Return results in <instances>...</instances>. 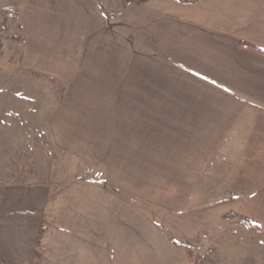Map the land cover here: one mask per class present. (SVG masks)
Returning a JSON list of instances; mask_svg holds the SVG:
<instances>
[{
  "label": "crops",
  "instance_id": "crops-1",
  "mask_svg": "<svg viewBox=\"0 0 264 264\" xmlns=\"http://www.w3.org/2000/svg\"><path fill=\"white\" fill-rule=\"evenodd\" d=\"M5 11L24 70L60 87L51 146L97 177L63 196L0 184V264H192L178 242L198 240L187 216L201 210L212 226L230 212L259 223L240 220L249 233L221 258L264 264V0H0Z\"/></svg>",
  "mask_w": 264,
  "mask_h": 264
},
{
  "label": "rangeland",
  "instance_id": "rangeland-1",
  "mask_svg": "<svg viewBox=\"0 0 264 264\" xmlns=\"http://www.w3.org/2000/svg\"><path fill=\"white\" fill-rule=\"evenodd\" d=\"M97 1L116 7L134 0ZM15 33L9 12H1L0 184L48 185L54 195L63 196L74 180L91 179L96 175L87 163L70 160L51 146L47 131L48 104L60 92V87L54 81L24 70L20 62L21 39ZM187 217L196 224L199 222L198 240L182 242L192 264H222L224 242L237 248L239 236L242 238L249 233L240 224L241 217L234 212L224 217H228V221L215 226L208 223L218 221L217 216L212 220L205 210L190 211ZM168 229L175 234L173 226Z\"/></svg>",
  "mask_w": 264,
  "mask_h": 264
},
{
  "label": "trees",
  "instance_id": "trees-1",
  "mask_svg": "<svg viewBox=\"0 0 264 264\" xmlns=\"http://www.w3.org/2000/svg\"><path fill=\"white\" fill-rule=\"evenodd\" d=\"M243 223H246L250 228H252L255 231H261V225L257 223L256 221L246 218V217H241L240 219ZM179 245L184 246L182 243L178 242Z\"/></svg>",
  "mask_w": 264,
  "mask_h": 264
}]
</instances>
